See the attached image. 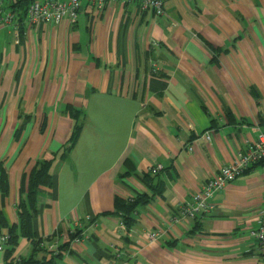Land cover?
<instances>
[{
  "label": "crops",
  "instance_id": "1",
  "mask_svg": "<svg viewBox=\"0 0 264 264\" xmlns=\"http://www.w3.org/2000/svg\"><path fill=\"white\" fill-rule=\"evenodd\" d=\"M75 110L83 125L64 156ZM261 131L264 0H167L162 16L137 1L95 12L80 0L75 22H24L18 44L11 27L0 29L3 211L18 224L22 175L52 159L33 230L51 237L47 247L76 228L85 237L61 264H258L251 231L264 204L262 165L216 191L195 218L182 206ZM157 165L155 197L126 231L103 213L116 196L151 193L138 175ZM30 250L21 238L16 255Z\"/></svg>",
  "mask_w": 264,
  "mask_h": 264
},
{
  "label": "trees",
  "instance_id": "2",
  "mask_svg": "<svg viewBox=\"0 0 264 264\" xmlns=\"http://www.w3.org/2000/svg\"><path fill=\"white\" fill-rule=\"evenodd\" d=\"M31 0H13L10 6L17 12L21 27L25 22L26 9ZM21 33V29H20ZM80 111H74V125L71 134L63 147V154L66 155L75 145L83 125L80 120ZM52 159H39L35 162L28 173L22 175L17 193L18 199L16 210L18 215V224L9 225L3 211V201L9 194V172L4 163L0 160V236L7 232L8 240L4 246L5 264H61L63 254H75L70 248L71 242L76 238H83V229L76 228L69 233V241L57 244L55 250H50L46 240L36 235L33 230L32 220L38 213L39 196L42 187L52 186V175L50 173ZM155 174L151 171L138 175L141 180L151 188L152 192L139 193L132 199H123L116 196L114 199V210L103 214H112L120 218L126 231L132 229L136 223V216L139 208L151 202L155 197V186L153 178ZM160 192V190H158ZM21 238L29 241L31 246L30 253L26 256L16 255V250Z\"/></svg>",
  "mask_w": 264,
  "mask_h": 264
},
{
  "label": "built area",
  "instance_id": "3",
  "mask_svg": "<svg viewBox=\"0 0 264 264\" xmlns=\"http://www.w3.org/2000/svg\"><path fill=\"white\" fill-rule=\"evenodd\" d=\"M13 0H0V29L11 27L13 41L18 44L21 40V23L17 12L10 6ZM137 1L141 11L152 10L156 16L165 14V4L167 0H90L94 11L98 12L109 2H130ZM80 0H31L26 9L25 22L29 25L39 24H61L64 21L75 22L78 19ZM257 165L264 167V131H261L257 139L245 151L239 150L235 160L220 168L219 172L194 194L192 202L182 206V213L191 219L210 209L208 199L218 190L225 187L229 182L235 180L246 171ZM161 165L150 169L152 174L162 170ZM257 228L251 231L255 239L259 254L258 264H264V204L257 213ZM123 225L122 222H120ZM124 226V225H123ZM149 239L159 238V232L148 233ZM7 232L0 236V251L4 250L5 242L8 240ZM83 238H85L83 236ZM83 238H76L72 242H80ZM50 250H55L57 244L48 246ZM115 264V263H114Z\"/></svg>",
  "mask_w": 264,
  "mask_h": 264
}]
</instances>
